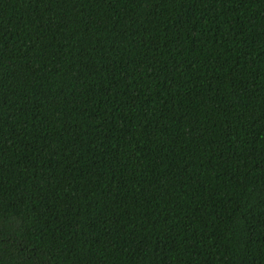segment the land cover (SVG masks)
<instances>
[{
  "label": "trees",
  "instance_id": "obj_1",
  "mask_svg": "<svg viewBox=\"0 0 264 264\" xmlns=\"http://www.w3.org/2000/svg\"><path fill=\"white\" fill-rule=\"evenodd\" d=\"M0 264H264V0H0Z\"/></svg>",
  "mask_w": 264,
  "mask_h": 264
}]
</instances>
